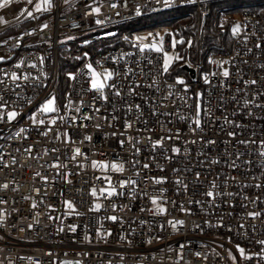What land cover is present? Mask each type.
<instances>
[{
    "label": "built area",
    "instance_id": "2783aa9c",
    "mask_svg": "<svg viewBox=\"0 0 264 264\" xmlns=\"http://www.w3.org/2000/svg\"><path fill=\"white\" fill-rule=\"evenodd\" d=\"M225 1L230 0H195V3L174 0L171 7H165L163 0L160 3L156 0H52L51 10L35 12L34 5L39 0H33V4H28L27 0H13L0 9V17L5 20L0 24V57L4 58L0 62V78L3 73L13 71L35 77L21 82L19 88L7 80L6 90L2 92L9 101L6 111L15 110L19 115L10 124L0 121V186L8 184L7 189L0 187V264H264L261 258L264 245L257 243L264 240V187H255L256 184L264 185V168L261 167L264 157L259 155L264 148L257 144L250 143L245 147L237 143L241 139L264 140V108L242 107L244 99L251 100L253 94L264 93V27L250 10L237 15H223L218 10L221 18L215 23L214 31L229 38L227 50L221 47V51L209 54L204 61L189 55L201 37L203 8ZM110 3L117 4V7L111 8ZM95 7L100 8L99 15L90 14ZM137 8L141 11L140 16L135 15ZM26 10L33 11L35 18H26ZM176 12L193 25V31L188 32L186 43L177 44L175 49L171 47L172 40L182 39L173 27L154 24L133 28L131 25ZM98 20L103 23L98 25ZM44 24L48 27L41 30ZM234 25L241 26L236 37L231 33ZM29 32L32 34L28 35ZM158 32H165L164 49H173V54L183 59L172 64L167 76L159 77V93L140 87L136 91L145 94L147 100L126 97L130 103L142 106L144 115L140 121H136L135 112L127 113V105L120 98L112 97L107 89L108 103L99 99L94 101V93L87 90L89 75L86 65L92 64L97 71L126 67L148 70L151 66L133 43L137 37L155 36ZM18 38L22 39L17 47ZM189 40L192 41L190 47ZM151 42L158 41H144ZM257 43L260 48H256ZM127 53L131 55H125ZM122 55L124 59L119 60ZM63 56L75 67L65 73L66 86L59 99V60ZM148 56L154 65L162 63L156 54L148 53ZM40 58H43V65ZM209 59L230 61L224 65L231 73L228 80L210 75L221 69L210 64ZM113 60L117 62L113 63ZM21 61L24 62L21 68H15L14 65ZM29 64L37 67L30 68ZM152 71L155 72V68ZM69 74L76 78L70 80ZM204 75H209L213 86L204 84ZM152 78L130 76L128 80L116 77L114 80L119 85L132 81L146 85ZM177 78L185 81L189 89L187 93L183 92L184 85L175 84ZM253 79L258 83L244 88L243 82ZM238 80L239 84L236 83ZM221 81L225 87H220ZM168 85L173 86L176 94L165 99ZM238 88L241 89L239 94L236 93ZM123 91L126 92L127 88L124 87ZM197 92L202 93L205 106L211 100V118L202 111V131L193 133L195 125L190 128L189 124L195 114ZM209 93L212 94L210 97ZM234 94L237 95L236 101L231 99ZM182 96L192 97L188 106L180 99ZM221 96L224 98L222 105ZM52 97L60 111L51 118L35 115L36 109ZM69 100L72 106L65 108ZM81 101L82 108L77 113L75 109ZM256 102L264 104V96H258ZM94 107H99L100 112L96 113ZM152 108L158 114L167 112L170 115L151 116ZM248 111L254 115L247 116ZM85 114L92 119L84 120ZM32 115L45 120V125L33 124ZM112 116L117 119L112 120ZM179 116L186 119L182 121ZM73 117L76 118L74 123ZM223 117L247 127L236 128L234 124L226 123ZM53 118L57 124L49 130L48 121ZM125 120L132 122V128L127 132L124 130ZM144 120L148 123L145 124ZM96 125H100L99 129ZM21 128L25 131L16 136ZM177 130L179 139L176 138ZM42 131H48L49 135L42 136ZM229 131L239 135L232 139L227 135ZM65 132L70 138L69 143L64 142ZM122 132L124 135H120ZM57 135L59 139H56ZM86 135L91 140H84ZM169 135L172 138L164 141L163 148L153 151L147 138L157 140ZM128 137L139 139L140 143L136 145L141 149L139 155H133ZM209 139L216 143L206 146L204 142ZM121 140L125 141L124 147L120 145ZM173 146L180 148L179 155H172ZM29 147L31 153L25 151ZM76 147L87 159H68ZM238 151L244 155L236 161L239 167L233 170L229 165ZM166 155L172 157L171 161L164 158ZM213 159L219 163H210ZM92 160L125 164L123 174L108 173L118 191L125 195L99 199L89 195L93 187L99 190L106 183L96 179L103 174L92 170ZM53 163L66 164L67 167L52 168ZM144 163L149 165L148 169L142 167ZM78 164L85 165L84 169L81 170ZM37 172L47 177V183L41 176H36ZM58 172L69 173L68 179L72 183H65ZM158 177H165L166 182L153 184L152 179ZM128 179L137 181L134 193L132 186L118 187L120 180ZM177 180L182 183L177 185ZM213 183L217 185L215 189L211 187ZM209 190L221 195L209 198L204 195ZM151 198H157L161 203L167 201L163 203L167 212L154 214ZM65 200L73 203L76 212L65 208ZM33 203L37 207L33 208ZM97 203L101 205L100 210L89 211ZM113 205L116 211H113ZM181 206L186 211H182ZM142 208L145 211H141ZM255 211L261 212V217L250 219L248 213ZM109 216H117L118 220L113 222ZM169 221L183 223L173 228ZM71 226H75V231ZM237 245L244 248L252 259L241 258ZM197 252L200 258H197Z\"/></svg>",
    "mask_w": 264,
    "mask_h": 264
},
{
    "label": "snow or ice",
    "instance_id": "6c2138e0",
    "mask_svg": "<svg viewBox=\"0 0 264 264\" xmlns=\"http://www.w3.org/2000/svg\"><path fill=\"white\" fill-rule=\"evenodd\" d=\"M13 0H0V9H3L5 7H7L10 3H12ZM65 2H67V0H65ZM157 3H160L161 0H156ZM188 3H195V0H187ZM28 4H33V0H27ZM174 3V0H163V5L165 7H171ZM111 8L115 9L117 7V4L115 3H110L109 5ZM53 7V3L52 0H39V2L35 3L34 5V11L35 12H47L49 10H51ZM90 7V6H89ZM25 13H21V15H24ZM90 14H95V15H99L100 14V8L99 7H95L92 8V12ZM119 14V13H117ZM136 16H140L141 15V11L139 8H137L136 12H135ZM26 18H35L34 17V12L31 10H26ZM17 19H19V17H17ZM5 20L3 17H0V24H4ZM96 23L99 25L101 23H103L102 21H96ZM74 27L76 25H73ZM48 25L44 24L42 29L47 28ZM221 27H223V25H221ZM241 32V26L239 25H234L231 29V33L233 35V37H236L240 34ZM28 35H31L32 33L29 32L27 33ZM110 35H112V33H110ZM19 39L22 38H18V43H17V47L19 46ZM69 39H71V37H69ZM151 39L152 41H158V42H151V43H144L145 40H149ZM163 36H159L157 35L156 37H152L151 34L149 37H137L136 41L133 43V47H136L138 49V52L140 54H142V58L145 59L147 61V64L149 66H151L150 68H148V70H145L144 68H139V70H135L133 68H124L123 70H113V71H109L108 69H104L103 71H97L92 64H88L86 65L87 68V73L89 75V88L87 89L88 91H91L92 93H94L93 95V100H102L105 103L109 102V95L106 94V89L109 90V92L111 93V96L114 98H120L123 103H125L127 105L126 107V112L127 113H136V121L139 122L141 117L144 115V113L142 112L141 108L142 106L140 104H132L130 103L126 97H140L141 99H145L147 100V97L145 94H142L140 92H137L136 89L140 88V87H147L150 90H154L155 92L159 93L161 91L160 87H159V77L161 76H167L170 72V68L172 66L173 63L182 60L183 58L181 56H179L178 54H169V52H167L164 47H163ZM185 41L184 40H176L173 39L171 42V47L173 49L176 48L177 44H184ZM188 46L190 47L192 44V41L189 40L187 41ZM261 45L259 43L256 44V48H260ZM249 52H251V49H249ZM148 53H154L156 54L157 57H159V59L162 61V63H160L158 66L153 64V61L151 58H149ZM125 55H131V53H127ZM3 57H0V62H3ZM124 59V55H122L121 57H119V60H123ZM116 60H113V63H116ZM24 62L21 61L20 63H17L14 65L15 68L19 69L21 68L22 64ZM40 63L41 65H43V58H40ZM134 63L139 64L138 61H134ZM209 63L210 64H215L217 67H219L221 69L220 72H213L210 75L215 77V76H222L223 80L226 81L228 80V78L230 77L231 73L229 72V70L227 68L224 67V65L230 63V61L225 60V61H215L212 59H209ZM245 63H247V61H245ZM28 67L30 68H36L37 65L36 64H29ZM152 68H155V72L152 71ZM239 74V73H238ZM130 76L133 77H137V78H144L147 79L149 76L153 77L152 81L150 84H146V85H141L140 83H136L134 81L129 82L126 85H119L115 80L114 77L116 78H122L124 80H128V78ZM35 79V77H30V75H18L17 72L13 71L10 74L8 73H3V78H0V121H3L5 123H11L12 121H14L17 116L19 115V113L15 110H8L6 111V108L9 104V101L7 99H5V97L2 95V92L5 91V85H6V81L10 80L12 82L13 85H15L16 88L20 87L21 82L24 81H28L29 79ZM68 78L70 80H74L76 77L73 74H69ZM203 82L205 85L208 86H213L212 81L209 79V75H204L203 76ZM236 83H240V81H236ZM244 88H248L250 86H255L258 82L253 79V80H245L244 82ZM175 84L176 85H184L183 87V92L187 93L189 91L187 85L185 84V81L183 79H179L177 78L175 80ZM126 87L127 91H123V88ZM220 87H225L223 81H221L220 83ZM241 91V89H237L236 93L239 94ZM175 91L173 90V86L172 85H168V96L165 97V99L169 98V97H173L175 95ZM18 95V94H17ZM212 94L209 93V97ZM258 96H264V93H255L253 94V97L251 100L249 99H244L242 107L245 109H248L250 106L251 107H255V108H264V104L258 103L256 102L257 97ZM180 99L184 100V104L186 106H188V100L192 99V97L189 96H182L180 97ZM231 99L233 101L237 100V95L234 94ZM28 103H31V100L28 101ZM224 103V98L223 96L220 97V104L222 105ZM82 104L83 101H81V104L79 106L76 107L75 111L77 113H79L81 111L82 108ZM211 100L209 99L207 101V105L205 106V102H204V98L202 93L197 92L196 93V97H195V114L194 117L191 121V123L189 124V127L192 128V125L194 124L195 127L192 128L193 133H195L196 131H202V120H201V113L203 111L204 115L208 118H211ZM72 106V101L69 100L68 104L65 105V108H71ZM114 110H116L115 105L113 106ZM93 110L96 113L100 112V108L99 107H94ZM37 111L43 115H48V114H56L60 111V109L56 106V102H55V98H49L47 100H45L37 109ZM237 113H233V115H236ZM151 116H158V115H170L169 113L165 112V113H159L156 111L155 108H152L151 112H150ZM247 116H253L254 113L252 111H248L246 113ZM104 119H107V117H103ZM30 119L32 120L33 124H38V125H45V120L43 119H38L35 115H32L30 117ZM64 117H61V120H63ZM75 117L72 118L73 123L75 122ZM84 120H89L92 119L91 116L85 114L83 116ZM112 120H116L117 117L116 116H112L111 117ZM180 120H185L186 117L184 116H179ZM223 119L225 120L226 123L228 124H234V126L236 128H242V127H247L245 125H241L239 123H234L231 120H228L227 117H223ZM145 124L148 123L147 120L143 121ZM57 124V120L56 119H49L48 121V125H49V130L51 129V126H54ZM109 126H112L111 124ZM96 127L99 129L100 125H96ZM132 128V122H129L128 120H125L124 123V130L125 132H127L128 129ZM25 130L23 128L20 129L19 132H16L15 135L16 136H20L21 133H23ZM148 131H152V129H148ZM42 136L47 137L49 135L48 131H42L40 133ZM65 139V143H69L70 142V138L68 136V133L65 132L64 134ZM113 135H115V133H113ZM120 135H124V132L120 133ZM227 135L232 138L235 139L237 135H239L236 132L233 131H229L227 132ZM253 135H255V133H253ZM180 137V132L179 130H177L176 132V138L179 139ZM59 135H57L56 139H59ZM172 137L169 135L167 137H160L157 140H152L151 137H148L147 139L149 141H151V147L153 149V151H155L156 149H160L163 148L164 145V141L166 139H171ZM84 140H91L90 136H85ZM128 143H130L132 145L133 148V155H139L141 152V149L139 147H137L136 145H138L140 143L139 139H134L132 137H128L127 140ZM196 141H192V143H195ZM205 145H212L215 144L216 141L209 139L207 141L204 142ZM227 143V142H225ZM238 144L240 145H244L245 147H247L250 143L251 144H257L259 147L264 148V140H260V141H256V140H252V139H241L237 141ZM125 141L121 140L120 141V145L121 147H124ZM26 152L31 153L32 152V148L29 147L27 149H25ZM53 151H57L56 149H53ZM181 152L180 148L178 147H171V153L172 155H179ZM47 154V153H46ZM244 155V153L242 152H237L235 154L236 158L235 160H233V162L229 165L231 168H233V170H235L237 167H239V165L236 163L237 160L240 159V157ZM259 155L261 157H264V150L259 152ZM78 157H84V159H87V157L84 155V153L82 152V150L79 147L73 148L71 151V155L68 157V159L70 161H76ZM165 159L171 161L172 157L171 156H165ZM12 163H16L15 159H13ZM135 163H139V161H135ZM210 163L212 164H218L219 160L217 159H213L210 161ZM246 163H251V161H246ZM4 167H8L7 164L3 165ZM81 170L84 169L85 165L83 164H78L77 165ZM52 168H56V169H61V168H65L67 167L66 164H59V163H53L51 165ZM142 167L144 169H148L149 165L147 163H144L142 165ZM262 168H264V165L261 166ZM91 168L93 171H99L101 172L103 175L102 176H97L96 179L98 180H103L105 181V185L101 186L99 188V190H97L95 187H93L91 189V191L89 192V195L95 199H99L100 197H104V198H111V197H115V196H122L125 195V193L123 191H118V188L116 185L113 184V179L111 175H108L109 172L111 173H115V174H123L125 171V164L123 162H110V161H97V160H92L91 161ZM161 171H163L164 169L161 168ZM173 171H176L175 169ZM78 174V173H77ZM137 175H139V172L136 173ZM57 175H62L64 177V181L65 183H72V181L70 179H68L69 173H60L58 172ZM36 176H41V174L39 172L36 173ZM41 179L47 183V177H43L41 176ZM196 179L199 180V174H197ZM233 179H235L233 177ZM166 182V178L165 177H158V178H153L152 179V183L153 184H161V183H165ZM177 185H180L182 183L181 180H177L175 182ZM137 184V181L132 180V179H128V180H120L118 182V187L119 189H126L129 186H132L133 188V193L135 192V186ZM248 185H245V187H247ZM3 189H7L8 188V184H3L2 186ZM185 189H187V185H184ZM211 187L213 189H215L217 187V185L215 183H213L211 185ZM255 187L257 189L264 187V185L261 184H256ZM61 195H63V193H61ZM204 195H206L209 198H215V196H219L221 195V193L216 192L214 193L213 191L209 190L206 193H204ZM228 195H233L232 193H228ZM131 198V197H130ZM25 199H27V197H25ZM245 199H247V197H245ZM65 208L67 210H69L70 212H76L75 206L73 205V203L70 200H65L63 201ZM163 203H167V201H164ZM163 203H161L160 200H158L157 198H151V204L154 206L153 209H151V211H153L154 214H160L163 215L167 212V209L163 206ZM253 203H255V201H253ZM33 208L37 207V205L35 203H33L32 205ZM101 208V205L99 203L95 204L94 206L89 208V211H99ZM117 208L115 205H113V211H116ZM181 210L182 211H186L183 206H181ZM141 211H145V209H141ZM77 215H79V213H76ZM2 215V214H0ZM262 213L259 211H255V212H250L248 213V217L250 219H257L259 217H261ZM108 219L112 220L113 222L118 220L117 216H109ZM182 221H176L175 223H173L172 221H169V224L172 225L173 228L176 227L177 224L182 225ZM241 228L244 227V225H240ZM71 230L75 231V226H71ZM231 230V229H229ZM99 235V233H97ZM258 244L260 245H264V240H258L257 241ZM181 248L184 247V245L180 246ZM237 251L240 254V257L245 259V260H251L252 256L246 255L245 253V249L240 247L239 245L236 246ZM231 252H229V256L231 257ZM197 258H200V254L197 252L196 253ZM180 258L183 259V254H180ZM262 259H264V256L261 257Z\"/></svg>",
    "mask_w": 264,
    "mask_h": 264
},
{
    "label": "trees",
    "instance_id": "16d2710c",
    "mask_svg": "<svg viewBox=\"0 0 264 264\" xmlns=\"http://www.w3.org/2000/svg\"><path fill=\"white\" fill-rule=\"evenodd\" d=\"M224 4L230 6L227 9L221 8V5ZM218 10H221L223 15H237L243 10H250L256 14L262 27H264V0H230L205 6L203 8L204 16L200 29L201 37L190 49V58H199L204 61L209 54L221 51V47L227 50L230 41L229 38L219 35L214 31L215 23L219 22L221 18V15L217 13ZM155 25L173 27L177 35L184 40L185 43L188 32L193 31V25L188 23L185 17L179 12L157 17ZM59 67L61 73L59 90H64L66 86L64 75L68 70L73 69L75 65L63 56L59 60Z\"/></svg>",
    "mask_w": 264,
    "mask_h": 264
},
{
    "label": "rangeland",
    "instance_id": "374dc122",
    "mask_svg": "<svg viewBox=\"0 0 264 264\" xmlns=\"http://www.w3.org/2000/svg\"><path fill=\"white\" fill-rule=\"evenodd\" d=\"M230 5H221V8L223 7V8H225V9H227L228 7H229ZM156 23V18H151V19H148V21H146V20H144V21H141V22H139V21H137V22H135V23H132L131 25L133 26V28H144V27H147L148 25L149 26H152V25H154ZM157 35H159V36H163V38H164V36H165V32H158V33H156L155 34V36H152V37H156ZM167 52H169V54H173V49H165ZM63 92H64V90H58V93H57V95H58V97H59V99H61L62 98V95H63ZM39 108V107H38ZM37 108V109H38ZM37 109H36V111H35V115H38V116H43V114H41V113H39L38 111H37ZM53 115L54 114H48V117L49 118H51V117H53ZM45 116V115H44Z\"/></svg>",
    "mask_w": 264,
    "mask_h": 264
}]
</instances>
